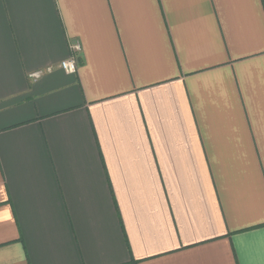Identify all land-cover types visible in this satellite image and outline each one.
<instances>
[{
	"label": "crops",
	"instance_id": "0c3cea01",
	"mask_svg": "<svg viewBox=\"0 0 264 264\" xmlns=\"http://www.w3.org/2000/svg\"><path fill=\"white\" fill-rule=\"evenodd\" d=\"M0 264H264V0H0Z\"/></svg>",
	"mask_w": 264,
	"mask_h": 264
},
{
	"label": "built area",
	"instance_id": "2783aa9c",
	"mask_svg": "<svg viewBox=\"0 0 264 264\" xmlns=\"http://www.w3.org/2000/svg\"><path fill=\"white\" fill-rule=\"evenodd\" d=\"M72 57L70 60L62 62L60 67L68 73H75L78 66V58L82 51L81 46L79 44H74L71 47Z\"/></svg>",
	"mask_w": 264,
	"mask_h": 264
}]
</instances>
